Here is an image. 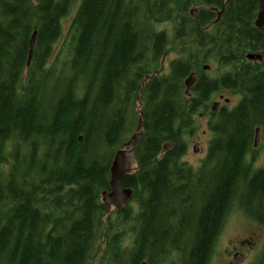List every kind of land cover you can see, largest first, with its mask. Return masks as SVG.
Segmentation results:
<instances>
[{
    "label": "trees",
    "instance_id": "16d2710c",
    "mask_svg": "<svg viewBox=\"0 0 264 264\" xmlns=\"http://www.w3.org/2000/svg\"><path fill=\"white\" fill-rule=\"evenodd\" d=\"M197 6L193 19L189 9ZM213 6L219 0H0V264H208L236 202L264 223V166L251 168L254 131L264 128V65L245 59L261 51L264 62V32L253 24L258 5L230 0L217 22ZM164 22L171 34L156 28ZM171 52L173 61L160 69ZM192 69L197 80L186 97ZM224 89L239 93L238 103L208 111L211 95ZM137 108L147 131L134 169L120 179L132 196L110 216L99 196L109 188L112 155L134 131ZM201 108L215 135L193 168L180 158ZM124 234L130 243L122 246Z\"/></svg>",
    "mask_w": 264,
    "mask_h": 264
},
{
    "label": "rangeland",
    "instance_id": "374dc122",
    "mask_svg": "<svg viewBox=\"0 0 264 264\" xmlns=\"http://www.w3.org/2000/svg\"><path fill=\"white\" fill-rule=\"evenodd\" d=\"M196 9H198V7H196ZM71 10L72 12L66 17H64L61 21L62 36L60 37V41L57 43V45H55L53 57L61 49V45L65 43L64 39L66 36V31L69 27L71 17L74 14L75 8L73 9L72 7ZM157 28L164 29L168 32L171 29V25L169 22H164L158 24ZM66 46L67 44L65 45V47ZM65 47L63 48V53ZM174 57V52H171L168 54V56H165L162 60V63L160 64V69L167 70V65L169 61L172 60ZM222 94L225 98L230 99V103L228 106L229 108L236 103L239 96L237 94L231 93L229 90L222 91ZM218 96L219 94H216L213 97V99L209 102V106H211L212 102L219 100ZM220 104L223 105L224 102L220 101ZM208 111L205 112L203 109H201L196 112L193 116V124L190 129V133L188 132L187 134H185V140L187 142L188 147L184 155L180 158V160L184 161L186 165L191 166L193 168L199 166L201 160L205 156V153L207 154L208 146L210 140L212 139V134L211 132H209L207 127V122L209 121ZM194 148H196V151H194ZM253 150L256 151L254 153V161L251 163V168H261L264 165L263 127L260 128V136L257 147H255V149ZM251 156L252 155H249L248 159H250ZM114 210L115 209L113 207L110 208V216H113V214L115 213ZM121 227L122 226H120L119 228ZM129 237L130 235H123L121 243L122 246L129 245ZM250 238H252L256 242V246L253 250L249 249L247 245L243 247L239 244L240 241L246 242V240H249ZM232 247H236V251L242 253L241 262H237L236 264H256L262 251H264V223L259 222L253 216H249L239 205L238 202H236V206H233V208L228 212V215L226 216V220L217 237L208 264H223L227 259L226 251H230Z\"/></svg>",
    "mask_w": 264,
    "mask_h": 264
},
{
    "label": "bare ground",
    "instance_id": "6f19581e",
    "mask_svg": "<svg viewBox=\"0 0 264 264\" xmlns=\"http://www.w3.org/2000/svg\"><path fill=\"white\" fill-rule=\"evenodd\" d=\"M34 1V0H33ZM165 1V0H164ZM181 1V0H180ZM230 0H227L225 3H224V5L222 4V1L221 0H219V3H220V6L218 7V6H213V7H211L210 9L215 13V15H216V18H219V16H220V14L222 13V11L225 9V7H226V5L228 4V2H229ZM168 2V1H167ZM174 2H176V1H174ZM256 2H257V5H258V13H259V8H260V3H259V1L258 0H256ZM171 3V2H170ZM78 4H79V1H76L75 3H74V5L72 6L73 7V9L75 8H77V6H78ZM159 4H161L160 2H159ZM159 4H156V5H159ZM171 5H172V3H171ZM198 7V9H196V7H190V9H189V13L192 15V16H194V15H197V12H198V10H199V7L200 6H197ZM156 8V7H155ZM171 8V7H170ZM134 9V8H133ZM75 11V10H74ZM72 12V10L68 13V14H70ZM258 13H257V17H256V20H255V22L253 23L254 24V26L258 29V30H260V31H262V32H264V23L263 24H261V25H259L258 24ZM67 14V15H68ZM135 14H136V12H135ZM66 15V16H67ZM65 16V17H66ZM72 17H73V15H72ZM72 17H71V19H72ZM71 22V21H70ZM170 25H171V23H170ZM157 26H158V24H156V28H157ZM157 29H159V28H157ZM171 29H172V27H171ZM171 29H170V31H168L169 32V34H171ZM35 36H36V30L32 33V36H30L31 38H30V42H29V52L27 53L28 55V59H27V62H26V66H28L29 64H30V61H31V55L33 54L32 52L34 51V49H33V47H34V41H35ZM99 37V36H98ZM222 38V37H221ZM33 39V40H32ZM31 41H32V44H31ZM222 41H223V39H222ZM222 41H221V43H222ZM225 41V40H224ZM219 42V41H218ZM220 43V44H221ZM219 44V45H220ZM223 45H224V42L222 43ZM215 46H216V44H215ZM158 47V46H157ZM215 48V47H214ZM214 48H212V49H214ZM222 48H224L223 46L221 47V49ZM212 49H209L210 51L212 50ZM237 49V48H236ZM33 50V51H32ZM208 50V51H209ZM216 50V49H215ZM215 52V51H214ZM122 55V54H121ZM248 58V59H257L258 60V62L259 63H261V62H263V55H262V52L261 51H259V52H250V53H246L245 54V58ZM136 60V59H135ZM219 60V59H218ZM140 61V60H139ZM171 61H173V60H171ZM160 63V62H159ZM187 63V62H186ZM186 66H188L187 64H185ZM191 65H193V63L191 64ZM241 65H242V63H241ZM236 66V65H235ZM234 67V66H233ZM240 67V66H239ZM243 67V66H242ZM245 67V66H244ZM205 69H206V67H204ZM235 68V67H234ZM241 68V67H240ZM239 68V69H240ZM150 70H151V68H149ZM242 69V68H241ZM244 69V68H243ZM242 69V70H243ZM211 71H212V68L210 69ZM210 70H209V72H210ZM154 71V70H153ZM156 71V70H155ZM237 71H239V70H237ZM160 72V71H159ZM152 73V72H151ZM61 74V73H60ZM73 74V73H72ZM153 74V73H152ZM155 74V73H154ZM162 74V73H161ZM160 74V75H161ZM169 74V73H168ZM238 74H239V72H238ZM159 75V76H160ZM242 75V74H241ZM147 76V75H146ZM158 76V75H157ZM172 76V75H171ZM170 76V77H171ZM154 77V76H153ZM161 77V76H160ZM162 77H164V75L162 76ZM169 77V76H168ZM173 77V76H172ZM157 79H159V78H157ZM173 79V78H172ZM196 80H197V74H196V72H194V71H191L185 78H184V81H183V84H184V94L186 95V97H190V95H191V92H190V88L195 84V82H196ZM233 80H235V79H233ZM149 81V80H148ZM160 81V80H159ZM147 82V81H146ZM163 82V81H162ZM166 82H168V81H166ZM171 82V81H170ZM144 83V82H143ZM164 84H165V82L163 83V86H164ZM119 85V84H118ZM166 85V84H165ZM168 85H169V82H168ZM116 86V85H115ZM170 86V85H169ZM173 86V85H172ZM79 87V86H78ZM81 87V86H80ZM126 88V87H125ZM171 88V87H170ZM252 88V87H251ZM77 89V88H76ZM126 89H128V88H126ZM125 89V90H126ZM141 89V88H140ZM132 90V89H131ZM150 90V89H149ZM148 90V91H149ZM153 90V89H152ZM152 90H151V92H152ZM123 91V90H122ZM121 91V92H122ZM201 91V90H200ZM199 91V92H200ZM120 91H118V93H119ZM120 92V93H121ZM133 92V91H132ZM131 92V93H132ZM150 92V91H149ZM173 92V91H172ZM139 93H140V90H139ZM138 93V94H139ZM142 93V92H141ZM148 93V92H147ZM153 93H154V91H153ZM166 93H167V91H166ZM111 94V93H110ZM136 94V93H135ZM143 94H145V93H143ZM152 93H150V97L152 96L151 95ZM26 95V94H25ZM148 95H149V93H148ZM165 95V94H164ZM167 95V94H166ZM77 96V95H76ZM135 96V95H134ZM144 96V95H143ZM153 96H154V94H153ZM153 96H152V98H153ZM131 97V96H130ZM40 99V98H39ZM133 99H135V98H133ZM219 100L218 101H214V102H212V104H211V106H209V104H208V110L209 111H211V112H214V111H218L220 108H221V106H220V101H221V98H218ZM132 100V99H131ZM131 100H130V102H131ZM212 100V99H211ZM210 100V101H211ZM240 100V98H238V100L236 101V103L232 106V107H234L237 103H238V101ZM120 101V100H119ZM129 101V100H128ZM136 101V100H135ZM139 101V100H138ZM141 101V100H140ZM151 102H152V100H150ZM209 101V102H210ZM141 103V102H140ZM154 103V102H153ZM248 103V102H247ZM119 104V103H118ZM151 104V103H150ZM141 105H143V104H141ZM76 106V105H75ZM133 107H135V105L133 104ZM78 108V107H77ZM141 108V107H140ZM175 108H177V106L175 107ZM179 108V107H178ZM177 108V109H178ZM214 108V109H213ZM143 109V108H142ZM180 109V108H179ZM202 109V108H201ZM211 109V110H210ZM54 110V109H53ZM73 110V109H72ZM77 110V109H76ZM100 110V109H99ZM110 110V109H109ZM180 111V110H179ZM182 111V110H181ZM131 112V111H130ZM132 112H133V110H132ZM135 112V111H134ZM136 112H137V122H136V126H135V128H134V131L124 140V142L121 144V145H119L118 144V148H117V150L114 152V155H112L113 156V158H112V160H111V162H110V166H108L109 167V188H108V190H104V191H102L101 193H100V196H99V198H100V201H101V203L106 207V209H107V214H109L110 213V208L111 207H113L115 210H114V212H116V211H118V210H120V209H122L124 206H126L129 202H130V199H131V196H132V187L131 188H126V187H123L122 186V184H120V179H121V177L122 176H124L125 174H128L129 175V173L130 172H132V170L134 169V167H135V163H136V161H138V160H136V154H137V146H139L138 145V143H139V140H140V138L141 137H143V135H144V131H147V130H144V127H143V123H144V121L142 120V115H141V113H140V111H139V109L137 108V110H136ZM102 113V112H101ZM132 114V113H131ZM180 114V113H179ZM231 114V113H230ZM86 115V114H85ZM84 115V116H85ZM109 115V114H108ZM134 115V114H133ZM228 116H229V114H227ZM90 116V115H89ZM232 116V115H231ZM93 117H94V115H93ZM93 117H92V119H93ZM209 117H210V114H209ZM230 117V116H229ZM95 118V117H94ZM97 118V117H96ZM180 118H182V117H180ZM98 119V118H97ZM236 119V118H235ZM99 120V119H98ZM101 120V119H100ZM181 120H183V119H179V121L181 122ZM100 122V121H99ZM180 122H178V125H179V123ZM227 122V121H226ZM225 122V123H226ZM234 122V121H233ZM221 123H223L222 121H221ZM84 124V123H83ZM92 124V123H91ZM207 124H208V122H207ZM80 125V124H79ZM89 126H90V124H89ZM92 126V125H91ZM145 126V125H144ZM223 126H224V123H223ZM93 127H94V125H93ZM208 127V126H207ZM220 127H221V124H220ZM220 127H219V129H217V131L218 130H220ZM91 129V128H90ZM89 130V129H88ZM209 130V129H208ZM76 131H77V129H76ZM217 131H215V133L217 132ZM209 132H210V130H209ZM220 132V131H219ZM246 133V132H245ZM248 133V132H247ZM91 134V133H90ZM146 134V133H145ZM135 135H138V137H137V140H136V143H135V145H134V159H133V161H131L129 164H128V166H127V169L121 174V176H120V178H119V187H120V189H122V190H125V189H129V190H131V194H130V196L126 199V201L123 203V204H121L120 206H116V204L115 203H111L110 205L109 204H106L105 203V201H104V195H103V192H106V193H109L110 191H111V188H110V179H111V174H110V170H111V168H112V166H113V163H114V161L116 160V156H117V154H118V152H120V151H127V150H131L132 149V146L131 145H127L130 141H131V139L135 136ZM212 135H215L214 133L212 134ZM219 135V134H218ZM42 136V135H41ZM79 136V135H78ZM91 136H92V134H91ZM247 136V135H246ZM259 136H260V132H259V128H256L255 129V131H254V137H253V146H252V149H255V147H257V144H258V140H259ZM45 137V136H44ZM145 137V136H144ZM117 138V137H116ZM81 139V136L79 137V140ZM115 139V138H114ZM113 139V140H114ZM142 139V138H141ZM82 140V139H81ZM90 140H91V137H90ZM112 140V141H113ZM83 141V140H82ZM94 141V140H93ZM115 141V140H114ZM141 141V140H140ZM88 142V144H89V142L91 143V141H87ZM86 142V143H87ZM53 143V142H52ZM82 143V142H81ZM85 143V144H86ZM97 143V142H96ZM164 143V142H163ZM216 143V142H215ZM92 144L93 143H91V146H92ZM213 144V143H212ZM95 145V144H94ZM98 145V144H97ZM171 145V144H170ZM214 145V144H213ZM52 146V145H51ZM62 146V145H61ZM88 147H89V145H87ZM119 146H121V147H119ZM162 147V146H161ZM188 147V146H187ZM216 147H217V145H216ZM94 148V147H93ZM87 149V148H86ZM92 149V148H91ZM146 149V148H145ZM168 149V148H167ZM161 150V149H160ZM83 151V150H82ZM162 151V150H161ZM194 151H196V148H194ZM256 151V150H255ZM255 151H254V153H255ZM84 152H85V154H87L86 153V150H84ZM138 152H139V150H138ZM145 152V151H144ZM60 153V152H59ZM108 153H110V152H108ZM111 153H112V151H111ZM147 152H145V154H146ZM208 153V152H207ZM249 153L250 152H248V153H246L245 155V158H247L248 159V157H249ZM254 153H253V156H254ZM85 154H84V156H85ZM139 154V153H138ZM145 154L143 155V156H145ZM63 156V155H62ZM87 156V155H86ZM205 156H206V153H205ZM204 156V158H206ZM60 157H61V155H60ZM39 158V157H38ZM64 158H65V156H64ZM86 158V157H85ZM203 158V159H204ZM244 158V157H243ZM63 159V158H62ZM65 159H67V158H65ZM202 159V160H203ZM60 160V159H59ZM73 160V159H72ZM173 160H175V159H173ZM201 160V161H202ZM216 160V159H215ZM253 160V157L251 156V158L250 159H248V161H252ZM82 161V160H81ZM147 161V160H146ZM65 162H66V160H65ZM148 163L150 162V161H147ZM176 162V161H175ZM174 162V163H175ZM212 162V161H211ZM220 162V161H219ZM94 163V162H93ZM152 163V162H151ZM170 163V161H168L167 162V164H169ZM201 163V162H200ZM213 163V162H212ZM218 163V162H217ZM47 164V163H46ZM60 164V163H59ZM63 164V163H62ZM70 164V163H69ZM95 164H99V162L97 163H95ZM103 164V163H102ZM173 164V163H172ZM175 164H177V163H175ZM215 164V163H214ZM170 165V164H169ZM213 165V164H212ZM218 165V164H217ZM63 166V165H62ZM64 166H65V164H64ZM96 166H99V165H96ZM146 166V165H145ZM149 166V165H148ZM176 166V165H175ZM215 166V165H214ZM220 166V165H219ZM147 167V166H146ZM153 167V166H152ZM168 167H170L171 168V166H168ZM180 167V166H179ZM204 167H205V165H204ZM28 168V167H27ZM59 168V167H58ZM62 168H64V167H62ZM65 168H67V167H65ZM206 168V167H205ZM209 169H210V167H208ZM217 168V167H216ZM169 169V168H168ZM171 169H173V168H171ZM170 169V170H171ZM178 170V169H177ZM181 170V169H180ZM213 171L214 170H216L214 167H213V169H212ZM218 170H220V168L218 169ZM217 170V171H218ZM150 171V170H149ZM151 171H152V169H151ZM169 171V170H168ZM184 171V170H183ZM208 171H210V170H208ZM178 172V171H177ZM182 172V171H181ZM202 172L203 171H201V172H199V173H201L202 174ZM212 172V171H211ZM219 172V171H218ZM148 173H152V172H148ZM148 173L146 172V174L148 175ZM171 173V172H170ZM173 173V172H172ZM205 173V172H204ZM203 173V174H204ZM180 174V173H179ZM196 174H198V172L196 173ZM213 175H216L215 173H212ZM15 175V174H14ZM133 175V174H132ZM145 175V174H144ZM173 175V174H172ZM206 175H210L209 173L208 174H206ZM205 175V176H206ZM211 176V177H214V176ZM53 176V175H52ZM103 176V175H102ZM187 176V175H186ZM185 176V177H186ZM194 176L196 177V175L194 174ZM194 176L192 177L193 179H194ZM203 177H204V175H202ZM207 176V177H208ZM77 177V176H76ZM86 177H88V176H86ZM191 177V176H190ZM200 177V176H199ZM210 177V176H209ZM175 178H176V176H175ZM174 178V179H175ZM215 178V177H214ZM62 179V178H61ZM88 179V178H87ZM177 179V178H176ZM180 179H182V178H180ZM184 179V178H183ZM189 179V178H188ZM198 179V178H197ZM200 179V178H199ZM198 179V180H199ZM203 180H204V178H202ZM13 180V179H12ZM79 180V179H78ZM179 179H177V181H178ZM195 180V179H194ZM205 180H206V178H205ZM216 180V179H215ZM214 180V181H215ZM173 181V179H171V182ZM176 181V182H177ZM181 181H183V180H181ZM188 181V180H187ZM190 181V180H189ZM213 181V180H212ZM217 181V180H216ZM175 182V181H174ZM175 182V183H176ZM186 182V181H185ZM192 182V181H191ZM190 182V183H191ZM199 182V181H198ZM209 182V181H208ZM45 183H46V181H45ZM187 183V182H186ZM185 183V184H186ZM189 183V182H188ZM195 182H193V184H194ZM196 183H197V181H196ZM207 183V182H206ZM31 184H32V182H31ZM47 184V183H46ZM93 184V183H92ZM174 184V183H173ZM210 184V183H209ZM28 185V184H27ZM198 185H200V183L198 184ZM206 185V184H205ZM96 186V185H95ZM172 186V185H171ZM185 186V185H184ZM195 186V185H194ZM204 186V185H203ZM175 187V186H174ZM189 187H190V185H189ZM192 187H193V185H192ZM198 187V186H197ZM202 187V185H200V188ZM140 188V187H139ZM170 188H173V187H170ZM185 188V187H184ZM199 188V189H200ZM182 189V188H181ZM190 190H191V188H189ZM202 189V188H201ZM178 190H180L179 188H178ZM194 190H197V188L196 189H194ZM79 191V190H78ZM187 191V190H186ZM4 192V191H3ZM85 192V191H84ZM191 192H193V190L191 191ZM197 192L199 193L200 191L199 190H197ZM87 193V192H86ZM180 193V192H179ZM181 193H182V191H181ZM185 193H187V192H184V194ZM196 193V192H195ZM183 194V193H182ZM181 194V195H182ZM190 194V193H189ZM193 194V193H192ZM29 195V194H28ZM146 195H147V193H146ZM180 194H179V199L178 200H180V196H181ZM188 195V194H187ZM196 195V194H195ZM182 196H184V195H182ZM186 197H188V196H186ZM190 197H191V195H190ZM194 197V196H193ZM198 197V196H197ZM197 197H194V199L195 198H197ZM199 198V197H198ZM197 198V199H198ZM202 198V197H201ZM200 198V199H201ZM171 199V198H170ZM182 199V198H181ZM187 199V198H186ZM189 199V198H188ZM191 199V198H190ZM34 200V199H33ZM61 200V199H60ZM172 200V199H171ZM184 200V199H183ZM192 200V199H191ZM202 200V199H201ZM201 200H197V201H201ZM165 201V200H164ZM185 201H187V200H185ZM189 201V200H188ZM174 202V201H173ZM172 202V203H173ZM182 202V201H181ZM180 202V203H181ZM184 202V201H183ZM61 203V202H60ZM162 203V202H161ZM166 203V202H165ZM164 203V204H165ZM171 203V204H172ZM191 203V202H190ZM195 203L197 204V202L195 201ZM191 204H193V203H191ZM190 204V205H191ZM72 205H74V204H72ZM71 205V206H72ZM166 206H167V204H165ZM173 205V204H172ZM199 205V204H198ZM240 205V204H239ZM193 206V205H192ZM196 206V205H195ZM234 206H236V203H235V205ZM241 206V205H240ZM69 207H70V205H69ZM170 207L172 208V206L170 205ZM194 207V206H193ZM200 206H198L197 207V209L199 208ZM242 207V206H241ZM53 208V207H52ZM160 208H164V206H161ZM166 208V207H165ZM168 208H169V206H168ZM168 208H166L167 210H169V211H171V210H173L174 209V207L170 210V209H168ZM243 208V207H242ZM67 209V208H66ZM72 209V208H71ZM76 209V208H75ZM74 209V210H75ZM78 209V208H77ZM158 209V208H157ZM166 209H164V210H166ZM201 209V208H200ZM13 210V209H12ZM56 210V209H55ZM73 210V211H74ZM163 210V209H162ZM244 210V209H243ZM78 211V210H77ZM168 211V212H169ZM175 211V210H174ZM200 211V210H199ZM245 211V210H244ZM155 212V211H154ZM161 212V211H160ZM168 212H166V214L168 213ZM198 212V211H197ZM158 213V212H157ZM163 213H165V212H163ZM171 213V212H170ZM170 213H168V214H170ZM173 213V212H172ZM152 214H153V212H152ZM156 214V213H155ZM176 214V213H175ZM174 214V215H175ZM248 214V213H247ZM171 215V214H170ZM173 215V214H172ZM249 215V214H248ZM250 216V215H249ZM147 217V216H146ZM149 217V216H148ZM172 218V217H171ZM175 218V216L173 217V219ZM169 219V218H168ZM163 220H164V218H163ZM167 220V219H166ZM170 221L172 220V219H169ZM169 221V222H170ZM164 222V221H163ZM168 222V221H167ZM38 223H36V225H37ZM161 225H163V223H160ZM159 224V225H160ZM172 224V223H171ZM171 224H170V226H171ZM47 225V224H46ZM46 225H44V227H46ZM165 225H169V224H165ZM176 225V224H175ZM172 226H173V224H172ZM178 226V225H177ZM147 227H148V225H147ZM42 228V227H41ZM52 228V227H51ZM50 229V228H49ZM105 234V233H104ZM107 236V235H106ZM106 241V240H105ZM104 241V242H105ZM263 250H264V248H263ZM263 253H264V251H262V253H261V255H260V257H259V259L257 260V262L258 261H260L261 260V258H262V255H263ZM257 262H256V264H257ZM141 264H145V262L143 261Z\"/></svg>",
    "mask_w": 264,
    "mask_h": 264
},
{
    "label": "water",
    "instance_id": "95a60500",
    "mask_svg": "<svg viewBox=\"0 0 264 264\" xmlns=\"http://www.w3.org/2000/svg\"><path fill=\"white\" fill-rule=\"evenodd\" d=\"M222 4L227 0H221ZM260 3L259 13H258V24L261 25L264 23V0H258ZM33 40V39H32ZM32 44V41H31ZM214 109V108H213ZM138 135H135L127 145H131L132 149L127 151H120L116 156V160L113 163V166L110 170L111 179H110V188L109 193L103 192L104 201L106 204L115 203L116 206L123 204L126 199L130 196L131 190L125 189L122 190L119 187V178L121 174L127 169L128 164L134 159V145L136 143ZM236 260H241L240 255H235Z\"/></svg>",
    "mask_w": 264,
    "mask_h": 264
},
{
    "label": "flooded vegetation",
    "instance_id": "af4514ba",
    "mask_svg": "<svg viewBox=\"0 0 264 264\" xmlns=\"http://www.w3.org/2000/svg\"><path fill=\"white\" fill-rule=\"evenodd\" d=\"M257 13H258V8H257V10H256V12H255V16H254V19H253V23H254L255 20H256ZM189 15H190V17L193 18V19L196 17V15L192 16L190 13H189ZM217 21H218V18H215V19L213 20V22H217ZM245 59H246L247 62H250V63H253V64H254V63H259L257 59H248L247 57H246ZM259 64H260L259 67H262V66L264 65V62H261V63H259ZM204 67H206V69H205ZM202 69H203L204 71H209V70L211 69V66H210L209 64L205 63V64L202 65ZM191 71H194V70L192 69ZM191 71H190V72H191ZM194 72H195V71H194ZM224 90H227V89H224ZM224 90H221V94H220L219 91L213 93V94L211 95V99H213V97H214L216 94H219L218 98H221V101L224 102V104H223V105L220 104V106H221V107H227V108H229L228 106H229V103H230V99L224 97V95L222 94V91H224ZM229 91H230V90H229ZM218 92H219V93H218ZM230 92H231V91H230ZM233 94H237V95H239L238 98H240V94H239V93H234V92H233ZM230 108H231V107H230ZM214 112H215V111H214ZM216 112H217V110H216ZM260 128H261V127H259V132H260ZM252 146H253V143H252ZM180 162L185 163L184 161H181V160H180ZM185 164H186V163H185ZM263 166H264V165H263ZM263 166H262V167H263ZM244 243H246V244H244ZM239 244L242 245L243 247H244L245 245H247V247H248L249 249H252V250H253V249L255 248V246H256V242H255L252 238H250L249 240H246V242H244V241H240ZM236 254H239L240 257H241V259H242V253L237 252V251H236V247H232L230 251H226L227 259H226V261H225L223 264H236V263L238 262V261H236V260L234 259V257H235ZM233 259H234L235 261H234ZM240 262H241V261H240Z\"/></svg>",
    "mask_w": 264,
    "mask_h": 264
}]
</instances>
